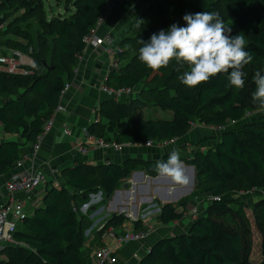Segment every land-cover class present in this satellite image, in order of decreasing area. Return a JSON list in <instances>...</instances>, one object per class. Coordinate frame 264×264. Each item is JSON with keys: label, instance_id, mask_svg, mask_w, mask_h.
Wrapping results in <instances>:
<instances>
[{"label": "trees", "instance_id": "16d2710c", "mask_svg": "<svg viewBox=\"0 0 264 264\" xmlns=\"http://www.w3.org/2000/svg\"><path fill=\"white\" fill-rule=\"evenodd\" d=\"M69 2L74 8L69 15L38 18L44 34L40 50L34 45L33 25L25 19L42 9V1L0 0V23L9 18L4 17L7 14L4 10L11 8L9 12H14L17 6H28L23 14L14 15L0 29V36L7 35L0 39V48L29 53L35 61L29 75L0 71V125L4 133L21 137V141L0 143V174L11 172L18 160L32 153V143L54 114L62 90L75 76L86 48L84 38L98 24L108 0ZM156 2L163 5L144 9L121 40L118 67L111 71L106 84L113 88H136L144 82L142 91L148 98L147 105L152 103L155 110L172 111L173 116L147 115L145 106L134 101L135 98L110 99L101 107L107 123L102 126L93 122L87 127L88 132L107 142L136 145L147 140L160 144L183 138L194 123L225 129L215 132L214 137L205 136L183 145L192 146L189 153L182 147L179 155L195 166L196 189L176 203H162L159 211L160 220L170 223L185 216L190 200L209 194L205 214L201 212L193 218L187 231L157 239L139 264H264V193L259 192L264 190V109H259L252 100L255 73L264 75V0ZM204 11L219 12L225 26L231 28L230 34L245 38V49L252 60L242 69L245 80L242 90L229 84L227 74H218L189 88L180 80L185 70H177L182 63L173 59L168 66L152 70L139 59L141 39L147 42L153 33L166 31L174 23L186 26L185 14ZM48 34L54 43L50 57L43 51L47 43L43 38ZM250 110L255 115L246 119ZM122 121L124 128L117 132L116 127ZM212 138V147H200ZM170 153H164L161 160L134 157L123 163L109 161L96 165L78 161L67 167L63 170L64 184L47 186L42 204L32 215L24 217L14 233L17 244L2 249L5 258L0 259V264H87L85 252L99 243L110 227L122 226L129 217L125 213L110 214L103 227L93 229L94 238L87 244L86 230L94 221L89 217L91 209L84 213L81 206L90 201L95 191L105 195L96 208L105 205L107 194L112 195L121 180L136 168L156 176V162L165 161ZM234 183L244 187L242 190H258L256 196L238 204L229 200ZM134 223L136 228L142 227L141 219ZM256 242L259 256L253 258Z\"/></svg>", "mask_w": 264, "mask_h": 264}, {"label": "crops", "instance_id": "0c3cea01", "mask_svg": "<svg viewBox=\"0 0 264 264\" xmlns=\"http://www.w3.org/2000/svg\"><path fill=\"white\" fill-rule=\"evenodd\" d=\"M152 1L153 0L119 1L111 13H109L107 19L102 23V25L98 27L99 34L101 36L110 34L115 40L114 43L110 45L104 44L101 47L90 46L84 50L83 55L80 57L79 65L75 70V76L73 80L69 82L70 88L68 91H66L62 100H60L65 106V111L54 113L52 115L54 121L52 129L48 132V134H46L41 149L38 151L35 157L25 161V169H45V171H47L49 179L48 186H58L64 184L63 170L71 165L76 164L78 161H84L96 165L104 164L107 160L113 161L115 163H123L124 161L130 160L134 157L161 160L164 153L169 152L165 151L167 148L161 147L159 145L153 147H144L137 144H126L124 149L121 151H117L112 147H94L89 151L88 154L84 155L81 153V147L85 145L87 141L85 128H87L93 122H98V124L102 126L107 123V119L101 112V107L106 101L112 98L102 90V85L105 83L106 78L108 79L111 71L118 67L117 53L114 51L116 50L117 45H120L121 40L127 35L132 22L138 19L140 13L146 9L152 3ZM0 50H2V48H0ZM115 63H117V65H115ZM130 99H132V97H122L118 100L127 101ZM1 103L2 101L0 98V104ZM124 125V121L120 122L116 127V131H121L124 128ZM66 129H68L70 133H65ZM206 129H212V126L196 124L182 139L186 142L190 140L202 139L205 136L214 137V133L208 132ZM109 134L111 135H109L111 138L114 137L113 133ZM15 139L21 141V137L17 134L4 133L3 128L0 125V143ZM210 142L212 145H210ZM208 143L210 144L207 147H212L214 145V138L208 140ZM52 169H57V171L53 172ZM17 171L18 168L14 167L11 172L0 174V204L11 198L22 201L24 200V210L26 215H32L36 208L33 205L34 202H32V197L35 199V194L38 192H34L32 197L28 199L25 193L10 194L6 189L8 181L11 179L13 173ZM143 171L145 174V170ZM148 176L149 175H147V177ZM186 176L189 177L190 175L186 174ZM145 177L146 175L143 177V179ZM134 179L135 177H133L132 182ZM128 182H131V180H128ZM126 183L127 181L124 183L125 190L121 189L123 200L126 199ZM134 184L138 185L139 182ZM134 184L132 185L133 187H135ZM142 184L145 185V183ZM156 185L162 188L170 186L172 189H182L183 187H187L188 183L177 184L169 178L166 181L156 183L155 186ZM137 187V190L139 189L138 191H140V187ZM149 189H151V186ZM39 192H42L39 202L42 204L41 200L44 196V190L42 189ZM133 193L134 192H132L130 196V205ZM98 194L92 193L90 195V201L87 204L90 205L91 203L97 202L100 199ZM95 196H98L97 199H94ZM197 202V200H191V207L193 208L194 206L198 205ZM108 206L107 210H109ZM90 207L92 214L93 210H96L97 208L94 204ZM99 208H101V210H105L106 207L105 205H102ZM126 211L127 210H125L124 213L127 215L128 213H126ZM98 212L91 215L94 222L99 219ZM101 212H103V210ZM156 212H159L158 209H151L150 212L147 211L141 215L142 217L140 216V218H143L141 228H136L133 221L134 218H130L129 214V219L122 226L118 228L110 227L117 230L118 232L130 229L149 230V235L144 241L118 245L116 242V236L105 234L99 243L94 245L90 251L85 252L87 264H99L94 252L102 245L111 246L115 252L114 261L107 264H139L140 259L157 239L166 235L178 234L180 232L187 231L191 221L193 220L189 215H185L181 219H177L165 224L160 220L159 214H155ZM135 220L137 219L135 218ZM20 223L21 222H19L18 227L20 226ZM92 236H87V244H90L91 240L94 238V236ZM1 251L0 259L5 258V255L1 253ZM134 254H136V256H134Z\"/></svg>", "mask_w": 264, "mask_h": 264}, {"label": "clouds", "instance_id": "9594fccd", "mask_svg": "<svg viewBox=\"0 0 264 264\" xmlns=\"http://www.w3.org/2000/svg\"><path fill=\"white\" fill-rule=\"evenodd\" d=\"M186 26L172 24L168 30L153 33L146 42L140 40L139 59L148 68L158 70L174 59L188 66L180 77L181 82L193 88L218 74H227L231 86L242 90L245 86L243 67L252 60L245 49L243 35L232 36L219 12L185 14ZM253 103L264 109V75L256 72ZM158 175L174 183L187 184L184 164L176 149L165 161H157L154 169Z\"/></svg>", "mask_w": 264, "mask_h": 264}, {"label": "built area", "instance_id": "2783aa9c", "mask_svg": "<svg viewBox=\"0 0 264 264\" xmlns=\"http://www.w3.org/2000/svg\"><path fill=\"white\" fill-rule=\"evenodd\" d=\"M121 0H108L106 4V10L100 17L98 24L91 28L88 35L85 36L84 41L86 43V48L88 47H101L104 44L110 45L114 43V38L110 35H104L101 36L99 34L98 27L102 25V23L107 19L109 13L114 9L116 4ZM85 48V49H86ZM120 50V45H117L115 53H118ZM0 71L11 73V74H31L32 70L30 68L35 66L34 59L28 54L24 53L20 50L15 49H6V51L0 50ZM117 65V63H115ZM107 80V78H106ZM70 88V84L67 83L65 88L61 92V98L62 100L63 96L65 95L66 91ZM134 88L132 87H121V88H113L110 87L105 83L102 85V90L107 93L112 99H120L122 97H134ZM61 111H65V106L60 101L59 105L57 106L54 113H59ZM254 111H248L246 115V119L254 116ZM245 119V120H246ZM248 121V120H247ZM53 117L51 116L50 119L46 122L44 129L42 133L37 137V139L32 143L33 151L32 153L25 154L23 158L18 160L15 164V168H18L17 172H14L11 179L8 181L6 185V189L10 194L14 193H25L29 198L32 197V194L34 192L36 193V198L32 197V202H34V206L38 207L41 205L40 202V196L42 192H39L40 190H45L48 186V173L45 171V169H39V170H29L25 169V161L28 159H31L32 157H35L38 153V151L41 149L42 144L44 142L46 134L52 129L53 125ZM213 130H215L216 133H220L223 129H225L224 126H213ZM65 133H70L68 129L65 130ZM85 133L87 136L86 144L81 147V153L82 154H88L89 151L94 147H112L117 151H121L124 149V146L126 144H119L114 141H106L104 138L99 137L95 134H91L88 132L87 128H85ZM173 141H166L164 143H156L153 140H147L143 143L137 144L144 147H153L156 145H159L161 147H168L169 144ZM131 145V144H130ZM106 163H109L107 160ZM53 172H56L57 169H52ZM256 189H250L246 193H249L251 195ZM251 193V194H250ZM42 202V200H41ZM39 203V204H38ZM86 209H81L82 212L87 213L88 209H91L89 204H85ZM84 205V206H85ZM83 206V207H84ZM25 208V201L23 200H16V199H9L2 204H0V251L5 248L6 246L17 244V240L14 237V233L18 229L19 222H22L24 217L26 216V212L24 210ZM97 210V209H96ZM200 208L196 205L194 206L190 211L189 214L193 218H197L199 215ZM75 211L77 209L75 208ZM160 211V208L158 209ZM93 212L92 214H95ZM92 214L89 215V217L92 219ZM104 221L102 219H98L96 222H94L90 228L86 230V236H92L93 229L96 227H103ZM149 230H141V229H130V230H123L121 232H118L117 230L113 228H109L107 233L111 236L117 237V244H126L130 242H141L144 241L148 235ZM118 235V236H117ZM93 237V236H92ZM114 249L109 245H102L99 248H97L94 252L95 257L97 258V261L99 264L104 263H112L114 261ZM136 256V254H134Z\"/></svg>", "mask_w": 264, "mask_h": 264}, {"label": "rangeland", "instance_id": "374dc122", "mask_svg": "<svg viewBox=\"0 0 264 264\" xmlns=\"http://www.w3.org/2000/svg\"><path fill=\"white\" fill-rule=\"evenodd\" d=\"M42 3H43V7L40 11H35V15H26V19L25 21H30L33 25V29H32V33L34 35V45L36 47V49H42V46H43V42H42V38H41V35H44L41 28L39 27V23H38V18H41V17H47L48 19L51 18L53 15H56V14H59V13H62L63 15H69L73 10V6H72V3L69 2V0H41ZM158 2V1H157ZM156 0H153L152 3L150 4V8H153V9H157L160 5H163L162 2H159L157 3ZM157 3V4H156ZM28 8V6L24 5V7H20V6H17V10L14 12H9V10L11 8H8L7 10H4L7 14L6 16L4 17H9L8 18V21H6V23H0V29H3L6 24L9 22V20L13 19V16L14 15H20V14H23L26 9ZM13 13V14H12ZM2 16V15H1ZM0 16V17H1ZM140 17V16H139ZM138 17V18H139ZM161 25V24H160ZM32 28V27H31ZM7 37V35H4V36H0V39H5ZM43 39H47V43L43 49L44 51V54L47 55V57H50L51 55V52L53 51V47H54V43H53V39H52V36L48 34V36L44 37ZM40 46V47H39ZM40 49V50H41ZM186 65L182 64L178 67L177 70L179 69H182V70H189L188 68L186 69L185 68ZM145 88V83L142 82L139 86H137L135 89H134V97L136 102H138V104H143L145 107H144V111L147 115L149 114H153V113H159V115H167V116H173V112L172 111H162V110H155L154 106H152V103H149L147 105V96L144 94V92L142 91L143 89ZM132 98V99H133ZM138 107V106H136ZM198 124V123H194L193 127ZM208 132H211V133H214L215 134V130H212V129H206ZM191 141V140H190ZM187 142V141H186ZM185 141H183L182 138L180 139H176L174 142H171L169 144L168 147H166L167 149L165 151H170L172 152L173 151V148L178 150L179 153L182 154L181 152V148L183 147V145L186 143ZM188 143V142H187ZM211 143V142H210ZM208 143V141L206 142H203L201 147L203 149H206L207 146L210 144ZM212 145V143L210 144ZM191 145L189 144L188 146H184V152L185 153H189L191 151ZM187 149V150H186ZM180 154V155H181ZM179 155V156H180ZM181 161L185 162L186 164H189L187 163L186 161L182 160ZM136 170H142V168H136ZM196 169H195V186L197 184V178H196ZM145 175L147 177V175L149 176H152L150 174H148L146 171H145ZM146 177L143 179L142 177L140 176H136L134 180H139L137 181V183L139 182V184H134L132 182V179H133V174L132 172L127 176L125 177V179H123L120 184L118 185V189H123L125 190L124 188V183L125 181H127V183H130L129 187L131 188L133 195L131 197V204L132 203H138V211H137V216H133V211L132 209H129L126 211V213L130 214V218H134V222L136 221L135 218L138 220V219H141L143 221V218H140L141 215H143L145 212H150L151 209L155 210V209H159L161 208V204L163 203V200H161L160 198L157 197V193L154 191V188H155V184L154 183H151V189H149V187L146 186ZM192 177V174H190V179ZM128 180H131V182H128ZM134 184L135 187H133L132 185ZM142 183H145L142 184ZM137 186L140 187V191L137 190ZM232 192L228 195V199L231 200V201H234L235 203L239 202L240 200H243V201H250L252 200L255 196H256V191L258 190H255L251 195H249V193H246L248 190H242L244 187H238V184L237 183H234L232 185ZM196 187H194L193 190H195ZM241 189V190H240ZM138 191V192H137ZM99 191H95L94 194H98ZM259 192L261 193H264V190H260ZM143 195H148V196H151V198L153 197V200H151L150 202H142L140 201L141 197ZM191 195V194H190ZM188 195V196H190ZM98 196H95L94 199H97ZM211 195L209 194H206V196H199V197H196V199L194 200H197L198 202V207L200 208V210L198 211L199 214L201 212H203V214H205L206 212V206H207V199L210 198ZM105 198V195L103 193H101V196H100V199L97 201L98 203L103 199ZM110 200V198H107V203H105V210H103V212H101V208H97V210H93V212H98V218L99 219H102V220H105L110 214H112V211L110 210H107V206H108V201ZM193 200V199H192ZM191 201V200H190ZM97 202L95 203H91V205H100L98 204ZM238 204V203H237ZM235 204V205H237ZM190 205V202L188 203L187 205V210L185 212V215H189L191 218L192 216L189 214V211L192 209L191 205ZM81 206V205H80ZM84 206V205H83ZM83 206H81V209H83ZM79 208V206H78ZM189 208V209H188ZM181 209V208H180ZM101 210V211H100ZM155 214H159V212H156ZM153 214V215H155ZM201 215V214H200ZM142 217V216H141ZM257 237V236H256ZM258 239V237H257ZM256 239V241H257ZM257 242L255 243V246H254V253H253V258H257L259 256V252H258V246H257Z\"/></svg>", "mask_w": 264, "mask_h": 264}, {"label": "water", "instance_id": "95a60500", "mask_svg": "<svg viewBox=\"0 0 264 264\" xmlns=\"http://www.w3.org/2000/svg\"><path fill=\"white\" fill-rule=\"evenodd\" d=\"M170 153V151L168 152ZM183 162V161H182ZM184 164V168H185V173L187 175L192 174V177L190 179V181L188 182L187 187H183L182 189H178V188H174L172 189L170 186L167 187H160V186H155L154 191L158 194V197L163 201L164 204L167 203H173V202H177L179 201L182 197L184 196H188L192 193L194 187H195V166L192 164H186L185 162H183ZM133 177L136 176H140V177H144V171L143 170H135L133 173ZM168 177H164V176H160V175H156V176H148L147 177V183L146 186L150 187L151 183H159L161 181H166L168 180ZM129 183L125 184L126 187V199L123 200L122 198V190L121 189H116L113 193V195L111 194H107V197L110 198L109 200V206L108 209L110 211H112V213L118 212V213H124L125 210H129L132 209L133 211V216H137V211H138V204L137 203H132L130 205V196L132 194L131 192V188L129 187ZM101 191L99 192V196H101ZM152 200L151 196L148 195H143L140 199V201L142 202H150ZM119 204V205H118ZM84 210L86 209V205L83 207ZM161 209V208H160ZM128 216V214H127ZM129 216H131L129 214Z\"/></svg>", "mask_w": 264, "mask_h": 264}, {"label": "bare ground", "instance_id": "6f19581e", "mask_svg": "<svg viewBox=\"0 0 264 264\" xmlns=\"http://www.w3.org/2000/svg\"><path fill=\"white\" fill-rule=\"evenodd\" d=\"M29 54V53H28ZM30 55V54H29ZM31 56V55H30ZM32 57V56H31ZM25 75H29V74H25Z\"/></svg>", "mask_w": 264, "mask_h": 264}]
</instances>
